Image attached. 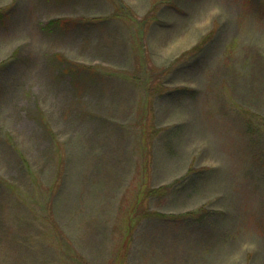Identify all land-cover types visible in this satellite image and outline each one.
I'll list each match as a JSON object with an SVG mask.
<instances>
[{
    "label": "rangeland",
    "instance_id": "1",
    "mask_svg": "<svg viewBox=\"0 0 264 264\" xmlns=\"http://www.w3.org/2000/svg\"><path fill=\"white\" fill-rule=\"evenodd\" d=\"M0 264H264V0H0Z\"/></svg>",
    "mask_w": 264,
    "mask_h": 264
},
{
    "label": "trees",
    "instance_id": "2",
    "mask_svg": "<svg viewBox=\"0 0 264 264\" xmlns=\"http://www.w3.org/2000/svg\"><path fill=\"white\" fill-rule=\"evenodd\" d=\"M50 23H52V22H50ZM75 67H77V66H75ZM80 71V70H79Z\"/></svg>",
    "mask_w": 264,
    "mask_h": 264
}]
</instances>
